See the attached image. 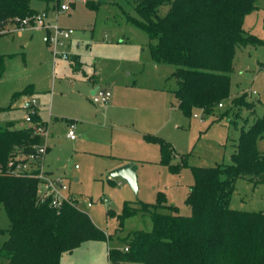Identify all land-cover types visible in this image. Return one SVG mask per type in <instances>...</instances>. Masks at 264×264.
Returning a JSON list of instances; mask_svg holds the SVG:
<instances>
[{
    "label": "rangeland",
    "instance_id": "1",
    "mask_svg": "<svg viewBox=\"0 0 264 264\" xmlns=\"http://www.w3.org/2000/svg\"><path fill=\"white\" fill-rule=\"evenodd\" d=\"M130 1H31L33 9L48 10L51 23L73 29L67 50L73 58H79L82 67L72 57L54 61L43 42L42 29L9 23L0 30V127L11 123L17 128L26 127L27 110L22 106L27 99L37 100L36 111L49 121L45 141L51 150L46 167L54 170L53 178L63 180L67 186L64 193L78 199L81 210L108 236L106 241H88L72 253L63 254L64 264H112L109 250L123 249L136 230H152L148 212L138 211L120 224L117 215L126 201L140 208L141 202L155 204L159 192H163L180 214L190 215L185 200L195 183L193 167L230 163L242 128L247 129L256 118L264 116V44L237 49L231 98L223 101L222 108L211 114L195 111L186 117L175 97L176 68L156 63L151 51L155 41L129 18H138ZM64 3L69 8L60 11ZM256 5L243 27L264 41V0ZM168 9L169 5L161 6L160 15ZM97 85L111 87L117 102L114 106L91 101V89ZM30 86L32 90L26 93L24 90ZM244 94L246 101L254 103L253 109L232 104V98ZM69 121L75 122L74 141L66 138ZM145 135L170 143L174 151L170 164L180 168L178 172L162 163L160 145L146 141ZM258 148L264 150V138L258 141ZM122 161L135 164L137 190L122 177L111 176ZM40 164L45 171L44 159ZM229 207L264 211V183L254 185L237 179ZM110 211L116 216H109ZM9 225L0 205V247L9 236L1 230ZM7 263L0 256V264Z\"/></svg>",
    "mask_w": 264,
    "mask_h": 264
},
{
    "label": "trees",
    "instance_id": "2",
    "mask_svg": "<svg viewBox=\"0 0 264 264\" xmlns=\"http://www.w3.org/2000/svg\"><path fill=\"white\" fill-rule=\"evenodd\" d=\"M32 0H0V30L9 23L31 17L37 11ZM48 3L56 0H45ZM59 1V0H57ZM130 1V0H129ZM258 0H131L138 18L129 17L145 30L151 41L156 63L174 66L178 82L175 96L186 117L196 110L214 113L219 103L230 99L231 74L242 46L261 45L264 41L244 30L248 14L257 9ZM94 8V4H88ZM169 5L165 15L159 9ZM2 56L0 55V62ZM74 62L78 64L76 56ZM32 87L24 91L30 92ZM247 94L232 98L236 107L253 109ZM35 124H43L37 113ZM264 138V116L242 128L230 163L212 167H193L195 183L185 203L191 214H180L159 192L155 204L134 207L124 203L118 216L124 219L140 212L151 214L152 230H136L123 249L109 250L112 264H264V211L246 212L229 207L236 180L254 185L264 183V150L258 141ZM161 147L162 163L171 171L173 148L161 137L145 135ZM43 137L32 126L0 127V205L9 220L8 239L0 247L7 264H60L88 241H106V233L96 226L89 214L65 202L60 207L42 202L38 190L41 180L33 173L15 174L10 163H24L43 144ZM186 165V164H183ZM168 211V212H167ZM109 216H116L108 212ZM126 248L128 250H126Z\"/></svg>",
    "mask_w": 264,
    "mask_h": 264
},
{
    "label": "built area",
    "instance_id": "3",
    "mask_svg": "<svg viewBox=\"0 0 264 264\" xmlns=\"http://www.w3.org/2000/svg\"><path fill=\"white\" fill-rule=\"evenodd\" d=\"M68 8L69 6L67 3L61 4L59 6L60 11H67ZM16 25H18L19 28L33 27L35 29H42L45 32V34L43 35V42L51 50L54 61H57L59 59H71L72 55L67 50V42L74 34V31L73 29L65 28L57 24L51 23L49 21L48 11L37 12L31 17H27L23 20H20L19 23ZM75 57L76 56H74V58ZM261 70L264 72V66H262ZM111 97L112 91L110 89L98 88L92 96V101L96 105H104L110 101ZM218 107L222 108L223 103H219ZM22 108L27 110V115L24 119L26 125L32 126L35 132L41 135L44 140L43 144L38 146L36 148V151L30 156L21 157V160L24 161V163L21 162L17 165H14V163L12 162L9 164L12 168L13 173L19 174L24 172L33 173V171L38 172L36 173V176L41 180L38 194L42 202H45L50 199L51 205L55 207H60L63 203L68 202L81 209L80 204L77 201L72 200L64 193V191L67 190V186L63 183V180L61 178H53L51 175L47 174L46 171H44L41 167H39V164L43 161L45 155L48 152V145L45 141L47 137L48 128L47 125L44 126L41 123L35 124L33 122L32 117L36 113V110L38 108L37 100L35 98L27 99L24 102ZM194 116L197 115L195 114ZM67 137L71 140L76 139L74 124H71L69 126ZM34 165L36 167H33ZM88 205L90 206L91 203H88ZM126 250L128 249L126 248Z\"/></svg>",
    "mask_w": 264,
    "mask_h": 264
},
{
    "label": "crops",
    "instance_id": "4",
    "mask_svg": "<svg viewBox=\"0 0 264 264\" xmlns=\"http://www.w3.org/2000/svg\"><path fill=\"white\" fill-rule=\"evenodd\" d=\"M32 7V6H31ZM33 8V7H32ZM37 12H41V11H48L47 9H43V10H36ZM48 47V46H47ZM50 50V49H49ZM50 53H51V50H50ZM52 54V53H51ZM79 59V58H78ZM78 66L79 67H82V63L80 62V61H78ZM264 66V65H263ZM92 81L91 82H95L94 81V79H91ZM98 88H108V89H110L111 91H112V89H111V87L109 86V85H105V86H93L92 87V89H91V96H90V99H91V101H92V96L94 95V93H95V91L98 89ZM32 90V89H31ZM33 92H34V89H33ZM176 97V96H175ZM177 99V98H176ZM93 102V101H92ZM115 103H117L116 102V100H115V98H114V95H113V92H112V97H111V99H110V101L108 102V105H107V107H110V106H114L115 105ZM96 105V104H95ZM177 106L179 107V105H178V100H177ZM196 111H202V110H196ZM36 113L39 115V118L43 121V122H45V123H47L48 124V127H49V121L47 120V118L45 117V116H43L41 113H39V112H37L36 111ZM195 115V114H194ZM71 124H74L75 125V122L74 121H69L68 123H67V131H66V138L67 139H69L68 137H67V132H68V130H69V126L71 125ZM26 125V124H25ZM27 126V125H26ZM69 140H71V139H69ZM72 141H74V140H72ZM48 145V144H47ZM50 150H51V147L48 145V152H47V154L45 155V158H44V168H45V171H46V173L47 174H49V175H51V176H53V174H54V170H51V169H48L47 167H46V159H47V155H48V153L50 152ZM127 163H133L132 161H122V162H120L117 166H115V169L116 168H118V167H120V166H122V165H125V164H127ZM67 196L68 197H70L72 200H75V201H79L78 199H76V198H74L73 196H71V195H69V194H67ZM90 216V215H89ZM91 217V216H90ZM92 219V218H91ZM72 253V252H71ZM63 256H62V258H61V262H60V264H64L63 263ZM134 264V263H133Z\"/></svg>",
    "mask_w": 264,
    "mask_h": 264
},
{
    "label": "water",
    "instance_id": "5",
    "mask_svg": "<svg viewBox=\"0 0 264 264\" xmlns=\"http://www.w3.org/2000/svg\"><path fill=\"white\" fill-rule=\"evenodd\" d=\"M111 176H119L126 180L132 189H138V179L136 174V166L134 163H127L116 169L111 173Z\"/></svg>",
    "mask_w": 264,
    "mask_h": 264
}]
</instances>
